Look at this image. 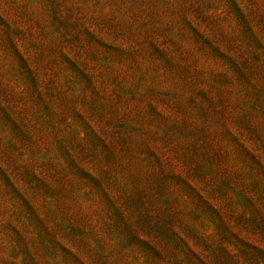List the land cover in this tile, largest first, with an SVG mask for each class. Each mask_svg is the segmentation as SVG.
Returning <instances> with one entry per match:
<instances>
[{
  "label": "rangeland",
  "instance_id": "rangeland-1",
  "mask_svg": "<svg viewBox=\"0 0 264 264\" xmlns=\"http://www.w3.org/2000/svg\"><path fill=\"white\" fill-rule=\"evenodd\" d=\"M0 264H264V0H0Z\"/></svg>",
  "mask_w": 264,
  "mask_h": 264
}]
</instances>
